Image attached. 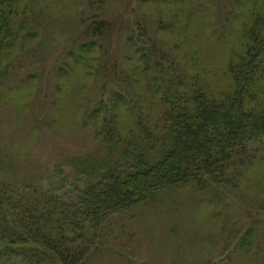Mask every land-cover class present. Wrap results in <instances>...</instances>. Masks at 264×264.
<instances>
[{
	"label": "rangeland",
	"instance_id": "obj_1",
	"mask_svg": "<svg viewBox=\"0 0 264 264\" xmlns=\"http://www.w3.org/2000/svg\"><path fill=\"white\" fill-rule=\"evenodd\" d=\"M19 4L22 29L0 54V178L31 180L66 198L84 183L81 158H106L89 112L113 90L134 95L128 75L139 62L131 35L145 28L148 48L155 42L179 61L188 57L186 66L216 86L227 82L242 21L253 8L264 15V0ZM95 21L104 22L102 37L88 32ZM161 110L154 105L152 118ZM253 147L236 182L178 183L110 216L84 264H264V140Z\"/></svg>",
	"mask_w": 264,
	"mask_h": 264
},
{
	"label": "trees",
	"instance_id": "obj_2",
	"mask_svg": "<svg viewBox=\"0 0 264 264\" xmlns=\"http://www.w3.org/2000/svg\"><path fill=\"white\" fill-rule=\"evenodd\" d=\"M19 3L0 0V54L22 29ZM248 15L225 64L227 82L216 86L186 66L188 57L179 61L155 42L148 48L145 28L129 37L139 62L128 75L134 95L113 90L89 112L87 124L107 153L101 162L81 158L84 183L66 198L31 180L0 178V264H84L110 216L154 191L236 182L264 140V15L255 8ZM103 24L88 32L102 37ZM156 104L162 110L153 119Z\"/></svg>",
	"mask_w": 264,
	"mask_h": 264
}]
</instances>
